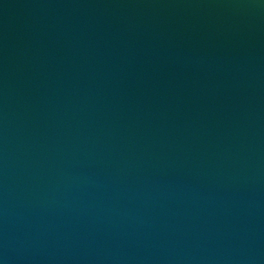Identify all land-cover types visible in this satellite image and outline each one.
<instances>
[{"label": "water", "instance_id": "95a60500", "mask_svg": "<svg viewBox=\"0 0 264 264\" xmlns=\"http://www.w3.org/2000/svg\"><path fill=\"white\" fill-rule=\"evenodd\" d=\"M0 264H264V0H0Z\"/></svg>", "mask_w": 264, "mask_h": 264}]
</instances>
